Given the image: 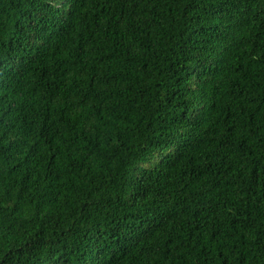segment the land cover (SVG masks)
I'll return each instance as SVG.
<instances>
[{"label":"trees","instance_id":"trees-1","mask_svg":"<svg viewBox=\"0 0 264 264\" xmlns=\"http://www.w3.org/2000/svg\"><path fill=\"white\" fill-rule=\"evenodd\" d=\"M0 264H264V0H0Z\"/></svg>","mask_w":264,"mask_h":264}]
</instances>
